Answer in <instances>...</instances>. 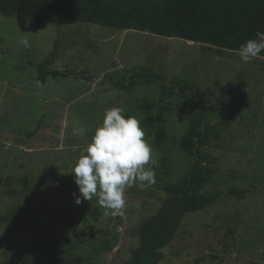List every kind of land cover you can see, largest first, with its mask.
Instances as JSON below:
<instances>
[{
  "label": "rangeland",
  "instance_id": "1",
  "mask_svg": "<svg viewBox=\"0 0 264 264\" xmlns=\"http://www.w3.org/2000/svg\"><path fill=\"white\" fill-rule=\"evenodd\" d=\"M27 39L28 47L19 44ZM44 64L66 77L37 78ZM263 64V65H261ZM131 70L153 78L126 90ZM183 80L199 93L212 159L202 194L218 193L202 210L185 214L157 264H264V57L249 63L238 52L202 50L200 44L86 23L35 27L0 15V214L19 205L32 218L15 231L0 225V264L33 250L66 252L80 264H129L137 228L161 207L165 185L183 177L192 158L176 141L190 109L160 83ZM257 86H256V84ZM163 110L166 139L155 146L156 124L144 123L142 105ZM136 117L152 149L155 184L125 189L122 215H106L82 199L73 165L102 122L105 109ZM83 129L81 132L80 130ZM251 188L242 199L227 189Z\"/></svg>",
  "mask_w": 264,
  "mask_h": 264
},
{
  "label": "trees",
  "instance_id": "2",
  "mask_svg": "<svg viewBox=\"0 0 264 264\" xmlns=\"http://www.w3.org/2000/svg\"><path fill=\"white\" fill-rule=\"evenodd\" d=\"M0 15L18 21L31 22L35 27L86 23L117 31H138L165 38H177L201 45L202 50L238 52L254 33L264 32V0H0ZM264 57V52H261ZM127 83L119 85L126 90L149 78H159L149 70H131ZM48 76L66 77V73L49 72L40 64L37 78L44 82ZM161 94L176 95L183 99L191 115L185 133L176 141L182 153L192 158L186 174L175 183L164 186L166 197L158 211L139 224L138 246L129 264H157L160 251L174 238L179 222L187 213H194L213 204L218 193L202 194L210 178V156L202 148L208 143L205 132V116L199 104V93L190 83L174 80L160 83ZM144 123L156 124L155 146L165 139L163 108L153 117L152 103L142 105ZM130 115H125V117ZM251 188H229L226 194L242 199ZM32 216L19 205L9 207L0 214V225L18 231L22 220ZM28 248L26 254L6 264H80L77 259L66 258L63 250L43 252L33 256Z\"/></svg>",
  "mask_w": 264,
  "mask_h": 264
},
{
  "label": "clouds",
  "instance_id": "3",
  "mask_svg": "<svg viewBox=\"0 0 264 264\" xmlns=\"http://www.w3.org/2000/svg\"><path fill=\"white\" fill-rule=\"evenodd\" d=\"M254 36L238 49L245 63L264 52V32L257 30ZM19 44L29 46L27 39H21ZM155 163L140 121L134 116L125 117L120 107L105 109L102 122L73 165L71 175L79 192L74 202L80 204L82 199L91 201L96 197L106 215H122L126 208L125 189L137 182L141 189L155 184L154 167H146Z\"/></svg>",
  "mask_w": 264,
  "mask_h": 264
},
{
  "label": "crops",
  "instance_id": "4",
  "mask_svg": "<svg viewBox=\"0 0 264 264\" xmlns=\"http://www.w3.org/2000/svg\"><path fill=\"white\" fill-rule=\"evenodd\" d=\"M261 65H263V64H261ZM255 83V82H254ZM256 84V83H255ZM256 86H257V84H256Z\"/></svg>",
  "mask_w": 264,
  "mask_h": 264
},
{
  "label": "bare ground",
  "instance_id": "5",
  "mask_svg": "<svg viewBox=\"0 0 264 264\" xmlns=\"http://www.w3.org/2000/svg\"><path fill=\"white\" fill-rule=\"evenodd\" d=\"M189 43H191V42H189Z\"/></svg>",
  "mask_w": 264,
  "mask_h": 264
}]
</instances>
